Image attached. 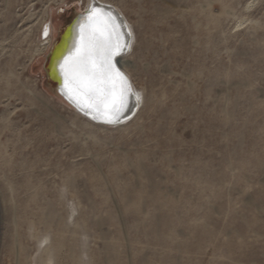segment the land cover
Wrapping results in <instances>:
<instances>
[{
  "label": "rangeland",
  "instance_id": "obj_1",
  "mask_svg": "<svg viewBox=\"0 0 264 264\" xmlns=\"http://www.w3.org/2000/svg\"><path fill=\"white\" fill-rule=\"evenodd\" d=\"M94 1L132 35L121 125L44 71L89 0H0V264H264V0Z\"/></svg>",
  "mask_w": 264,
  "mask_h": 264
},
{
  "label": "bare ground",
  "instance_id": "obj_2",
  "mask_svg": "<svg viewBox=\"0 0 264 264\" xmlns=\"http://www.w3.org/2000/svg\"><path fill=\"white\" fill-rule=\"evenodd\" d=\"M84 13V20L75 29L74 38L76 41L71 42L65 58L59 65V73L53 70L52 76L63 88H59L61 95L57 91L55 95L75 110L85 113L92 121L109 125H115L119 121L125 122L127 116L132 114V108L137 98V95L132 93L130 80L119 68L120 56L124 51H128L132 43L130 28L116 10L96 3L94 0H89V6L84 10ZM90 13L93 15H89ZM107 13L115 18L120 17L119 21L115 20L117 24L109 18ZM97 26L102 31H97ZM49 33L47 28L44 36L48 37ZM68 36L69 32H67L64 41ZM65 45L66 43L63 42L55 59L60 58L63 54ZM116 56L118 62H116V72L113 74L108 67V62ZM85 69H87V77L94 76L91 87H86L84 84ZM113 90L116 95L121 97L115 107L106 108L103 104L98 103L101 91L111 95ZM69 102L71 104H68ZM125 112L127 113L125 114Z\"/></svg>",
  "mask_w": 264,
  "mask_h": 264
},
{
  "label": "water",
  "instance_id": "obj_3",
  "mask_svg": "<svg viewBox=\"0 0 264 264\" xmlns=\"http://www.w3.org/2000/svg\"><path fill=\"white\" fill-rule=\"evenodd\" d=\"M107 15H109V18L112 20V21H114L116 24H117V22L115 21V20H117V21H119L120 20V17L119 18H115V17H113L112 15H110V14H108L107 13ZM84 17H85V13H84V11L82 12V13H76L75 15H74V18H73V20L69 23V24H67L66 25V27H64L62 30V34H60V36H59V38L55 41V42H53V46L50 48V50H49V52H48V54H47V61H46V66L44 67V71H45V73H46V77H47V81L50 83V84H53L55 87H54V93L57 91V93H59L60 95H61V93L59 92V88L61 87V89H63L62 88V86L56 81V79H54V77L52 76V73H53V70H56L57 71V73H59L58 71H60L59 70V65H60V63H61V61L65 58L64 56L66 55V52H67V50H68V48H69V46H70V44H72L71 42H75L76 40V38H74V34H75V29H76V27H77V25L80 23V22H82L83 20H84ZM102 24V23H101ZM89 26V25H88ZM67 32H69V36L67 37V39L64 41V39H65V37H66V34H67ZM63 42L64 43H66V45H65V49H64V52H63V54H61V56H60V58H58V59H55L56 57V54L59 52V50L62 48V46H63ZM116 62H118V58H117V56L115 57V58H113L111 61H109L108 62V67L110 68V70H112V73L114 74L116 71ZM113 79H114V77H113ZM68 104H71L70 102L68 103ZM69 106V105H68ZM72 107V106H71ZM73 108V107H72ZM74 109V108H73ZM79 115H81L82 117L84 116L86 119H88V120H90V121H92V119L89 117V116H87L85 113H81L79 110H75ZM127 112H125V114H126ZM129 116V115H128ZM127 116V117H128ZM92 122H95V121H92ZM96 123V122H95ZM97 123H99V124H101V125H106V126H110V125H112V124H107V123H103V122H97ZM123 122L122 121H119L117 124H115V125H121ZM112 126H114V125H112Z\"/></svg>",
  "mask_w": 264,
  "mask_h": 264
},
{
  "label": "snow or ice",
  "instance_id": "obj_4",
  "mask_svg": "<svg viewBox=\"0 0 264 264\" xmlns=\"http://www.w3.org/2000/svg\"><path fill=\"white\" fill-rule=\"evenodd\" d=\"M89 15H93V13H90ZM97 31H102L99 26H97ZM83 60V57L81 58ZM85 73H86V79L84 81V84L86 87H91V82L92 80H94V76L93 77H87V69H85ZM121 97L116 95L114 90L111 93V95H109L106 92L101 91V94L98 97V103L103 104L106 108H111V107H115L119 101H120Z\"/></svg>",
  "mask_w": 264,
  "mask_h": 264
}]
</instances>
